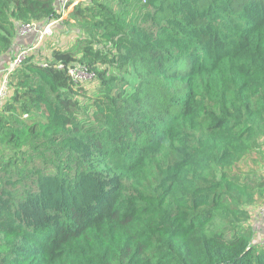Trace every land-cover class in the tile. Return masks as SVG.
<instances>
[{
    "label": "trees",
    "instance_id": "1",
    "mask_svg": "<svg viewBox=\"0 0 264 264\" xmlns=\"http://www.w3.org/2000/svg\"><path fill=\"white\" fill-rule=\"evenodd\" d=\"M115 1L74 6L6 76L0 264H264V175L236 170L264 139V0ZM56 4L0 0V55ZM71 22L77 42L53 45Z\"/></svg>",
    "mask_w": 264,
    "mask_h": 264
},
{
    "label": "rangeland",
    "instance_id": "2",
    "mask_svg": "<svg viewBox=\"0 0 264 264\" xmlns=\"http://www.w3.org/2000/svg\"><path fill=\"white\" fill-rule=\"evenodd\" d=\"M111 2L114 5H116L115 3L117 1L111 0ZM71 10L72 8H69L68 10H66L63 18L66 17L67 14ZM63 26H65L64 28H67L69 31H68V34L66 35L64 33L61 34L64 37V41L62 43H67L68 47L73 46L77 42L78 34H82L83 31L80 28H78L75 23L73 24V22L68 23V24H63ZM55 42L53 43V45L60 44L61 42L60 36L57 37ZM50 44H52L51 41H46L43 46H39V48L36 47V48L31 49L30 53L31 52L37 53L40 51L43 54H46L48 51V46H50ZM118 73L123 78L127 79L128 83L126 85V89L128 91L135 87V85L137 84V78L129 67L121 68L118 71ZM1 81L2 79L0 80V83ZM98 89H99L98 84L95 83L94 80L84 81L81 86L82 91H80L81 102L86 106H90L93 100V97L98 91ZM259 143H260V146L255 151H253L250 155H247L240 159V161L238 162V167L236 168L237 171L240 170L241 172H245L248 170H255V171L261 172L264 175V139H261ZM263 203H264V197L256 196L255 201L248 206L252 214H251V218L247 222L250 223L251 226H254L252 228H256L255 230H253V234L256 235L257 238H259L261 234L264 232V218L258 214V207L262 205ZM258 223L260 226L258 228H261L259 230L257 227H255V224H258ZM257 238L254 239L255 242L258 241Z\"/></svg>",
    "mask_w": 264,
    "mask_h": 264
},
{
    "label": "built area",
    "instance_id": "3",
    "mask_svg": "<svg viewBox=\"0 0 264 264\" xmlns=\"http://www.w3.org/2000/svg\"><path fill=\"white\" fill-rule=\"evenodd\" d=\"M87 0H57L56 8L60 9V17L56 19L49 20L43 26H39L37 23H21L17 28V35L23 36L31 30H35L37 34V39L32 45L21 48L10 61L6 68L5 76L0 83V100L5 96L7 91L6 76L16 65L19 64L26 56L30 53V50L42 45L44 40L49 39L53 35V27L55 24L61 20L65 14V11L69 8H73L78 4H83ZM61 67V66H59ZM70 77L75 83H83L87 80H92L94 78L93 72L89 71L85 65L77 63L68 66L67 69ZM258 214L264 218V203L258 207ZM260 244H264V232L261 234Z\"/></svg>",
    "mask_w": 264,
    "mask_h": 264
},
{
    "label": "crops",
    "instance_id": "4",
    "mask_svg": "<svg viewBox=\"0 0 264 264\" xmlns=\"http://www.w3.org/2000/svg\"><path fill=\"white\" fill-rule=\"evenodd\" d=\"M61 31H63L62 33H64L66 35V34H68L69 30L67 28L61 27ZM59 36H60V40L64 41V37L61 34ZM57 37L58 36H55L53 38V40H56ZM35 38H36V31L35 30H31V31H29L28 33H26L23 36H19L18 35V36H16V38L14 39V42H13V50L9 54L0 55V80L3 79L4 76H5L6 68L9 65L10 61H11L10 60L11 54H12L11 57H13V55L16 54L17 50L19 51L21 48L32 44ZM255 227H257V228L260 227L259 223L255 224ZM255 229L256 228H254V230ZM259 229H261V228H258V230ZM253 237H254V239L257 238V236L254 235V234H253Z\"/></svg>",
    "mask_w": 264,
    "mask_h": 264
}]
</instances>
